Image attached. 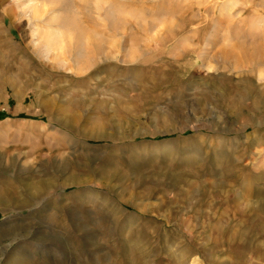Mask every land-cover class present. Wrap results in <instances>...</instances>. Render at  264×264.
I'll return each instance as SVG.
<instances>
[{"label": "rangeland", "instance_id": "obj_1", "mask_svg": "<svg viewBox=\"0 0 264 264\" xmlns=\"http://www.w3.org/2000/svg\"><path fill=\"white\" fill-rule=\"evenodd\" d=\"M88 1L147 50L71 68L0 0V264H264V0Z\"/></svg>", "mask_w": 264, "mask_h": 264}, {"label": "bare ground", "instance_id": "obj_2", "mask_svg": "<svg viewBox=\"0 0 264 264\" xmlns=\"http://www.w3.org/2000/svg\"><path fill=\"white\" fill-rule=\"evenodd\" d=\"M41 1L54 3L53 7L51 8V15L49 14L42 21L43 23L45 21H47L45 23H46V25H49L50 27H47L44 30L41 29L38 31V34L41 36L40 38H42L43 41L45 42L46 48H48V49L49 48L50 49L56 48L57 49V47H58L57 43H58V41H60V37L66 36L67 31L73 30L76 33L75 42H71V44L74 43L72 46L69 43L66 44V42L64 45H62V49H67L66 53H67V55H70V57H71V58H69V61L67 63L65 62L67 64V66H69L71 68L75 67L78 70L80 68L89 69L92 66L107 63V62H109V60L114 55H117V53L122 52V50H124L123 53L125 56L128 53L129 58H133L134 57L133 54L139 55V51L141 53V52L147 50V48H146L147 45H145V47L142 48V51H141V49H137V48L133 49L134 44L135 45L141 44V41L136 39V38L129 39L126 37V39L121 40L118 37L117 38L106 37V36L104 37L103 35H100L99 34L100 29L98 28L99 26L97 25L98 19L97 18L95 19V17H94L95 15L92 14L93 11H97L100 8H99V6H96L92 9L91 8L92 3H93L92 1L90 2V1L86 0V2H85L83 0H79L78 3H80V11L78 10L79 11V12L77 11L78 13L76 11H73V9H71L72 2L70 0H41ZM125 1H130V0H125ZM89 2L91 3V6H90ZM116 3L117 2H115V4H113V5H109L107 8H104V10H103L105 18L106 17L108 18L107 21H112V23H110L112 26H114L112 28H115L118 22L127 21L126 19L117 18L113 15V10H116L114 8L116 6H119V4H120V3H117V4ZM123 3L125 5V2H123ZM122 4H120V5L122 6ZM15 7L17 8V6L10 7V12H12L14 16L17 13V12L14 13ZM16 11H18V10L16 9ZM126 11L128 12L127 6H126ZM5 12H7V13H5ZM5 12H4L5 14H8V11H5ZM32 16H33L32 18H34V16L36 17V15H32ZM80 21H84V23L80 22ZM52 22H58V23L54 24L56 26L51 27V24L53 25ZM148 23L149 22H147V23L143 22L141 24V29L146 30V28L150 27V26H148ZM107 24H109V23H107ZM151 24H153V23L151 22ZM118 27H119V25H118ZM100 28H102V27H100ZM109 29H111V28H109ZM106 31H107V29H106ZM115 32H116V30H115ZM71 33H72V31H71ZM85 36H87V37H85ZM58 37H59V40H58ZM69 38H70V40L72 39L71 37H69ZM1 39L2 38H0V43L2 41ZM61 39H63V38H61ZM56 40H58V41H56ZM72 40L74 41V36H73ZM39 43H40V41H39ZM249 44H251V45H248V47H251L253 49L252 51H250L247 47H245L246 44L243 42L236 46V48L239 49V51H240V53H239L240 55L238 57L240 59L245 58L246 60L245 59L244 60L249 64L252 61L254 62V60H249L247 58L248 54L253 53V54L258 55L257 59H255L256 62H258V63L264 62V46H259V44L256 41H252ZM10 45H12V44H10ZM42 48H43V45H42ZM46 48H45V50H46ZM60 48H61V46H60ZM40 50H42V49H40ZM131 51H132V54L129 55V53ZM234 51H235V49H234ZM231 52L233 53L232 48L228 49L225 47L222 51L224 56H228L229 54H231ZM66 53H65V51H64V53L58 52V53H55L52 57H54V58L62 57L63 60H67ZM241 61H242V59H241ZM251 103H252L253 108H256L260 104L258 99H257V101L252 99Z\"/></svg>", "mask_w": 264, "mask_h": 264}]
</instances>
